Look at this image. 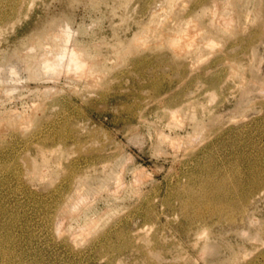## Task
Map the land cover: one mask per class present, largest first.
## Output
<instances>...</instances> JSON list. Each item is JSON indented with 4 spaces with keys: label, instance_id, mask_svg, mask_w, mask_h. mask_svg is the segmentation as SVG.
I'll return each mask as SVG.
<instances>
[{
    "label": "rangeland",
    "instance_id": "obj_1",
    "mask_svg": "<svg viewBox=\"0 0 264 264\" xmlns=\"http://www.w3.org/2000/svg\"><path fill=\"white\" fill-rule=\"evenodd\" d=\"M0 264H264V0H0Z\"/></svg>",
    "mask_w": 264,
    "mask_h": 264
}]
</instances>
